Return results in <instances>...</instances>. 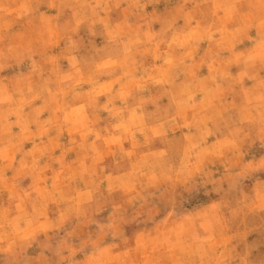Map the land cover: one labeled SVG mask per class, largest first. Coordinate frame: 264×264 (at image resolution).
<instances>
[{
    "label": "rangeland",
    "instance_id": "374dc122",
    "mask_svg": "<svg viewBox=\"0 0 264 264\" xmlns=\"http://www.w3.org/2000/svg\"><path fill=\"white\" fill-rule=\"evenodd\" d=\"M0 264H264V0H0Z\"/></svg>",
    "mask_w": 264,
    "mask_h": 264
}]
</instances>
